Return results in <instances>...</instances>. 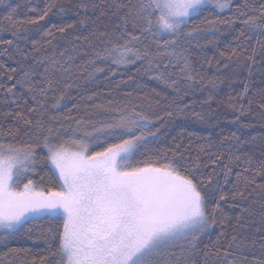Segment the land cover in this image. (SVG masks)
<instances>
[{
  "label": "snow or ice",
  "instance_id": "obj_1",
  "mask_svg": "<svg viewBox=\"0 0 264 264\" xmlns=\"http://www.w3.org/2000/svg\"><path fill=\"white\" fill-rule=\"evenodd\" d=\"M226 10L233 15L221 19ZM97 11L100 15L92 20L89 13ZM67 12L79 20L54 25L56 32L71 35L69 29L95 25L92 39L83 37L91 49L84 51L88 59L77 66L88 83L105 72L111 83L121 67L140 64L139 73L172 90L166 104L157 101L162 115L156 109L146 111L131 92L123 101L112 96L111 88L105 102L96 103L98 93L93 92L81 96L67 113L55 114L71 81L78 78L70 67L75 57H66V51L59 58L36 56L40 42L31 41L32 52L20 42L31 40V28L50 13ZM237 22V45L219 53L215 71L207 76L204 63L212 68L211 60L205 56L197 67L199 57L193 60L191 53L202 51L198 41L205 34L228 35L218 26L231 30ZM0 32L10 33L12 39L0 44L18 65L7 68L0 63V75L8 73V81H16L10 86L0 83L4 102L17 103L20 84L33 104L28 107L24 100L18 111H0V247L7 249L0 252V264H264V235L257 245L255 239L235 234L245 214L252 215L249 190L259 189L264 201V183H256L257 177L264 180V151L260 158L248 157L230 181L240 156L232 154L224 163L223 152L209 151L210 142L205 148L191 139L160 146L161 127L189 111L190 104H201V111H193L194 120L211 124L217 115L215 98L236 82L242 89L235 96L227 94V107L238 113L236 120L258 116L264 121V0H50L36 18L17 19L9 6L0 18ZM45 36L56 38L51 29ZM254 37L259 53L251 46ZM134 81L129 76L115 89ZM197 91L207 92L206 99L183 104ZM9 120L14 123L5 129L3 123ZM230 200L249 204L235 223L221 207ZM37 221L47 222L46 228L40 225L42 255L8 247L12 240L31 238L33 227L25 226ZM259 225L257 231L264 233V202ZM216 228L221 229L216 240L204 243Z\"/></svg>",
  "mask_w": 264,
  "mask_h": 264
},
{
  "label": "trees",
  "instance_id": "obj_2",
  "mask_svg": "<svg viewBox=\"0 0 264 264\" xmlns=\"http://www.w3.org/2000/svg\"><path fill=\"white\" fill-rule=\"evenodd\" d=\"M50 2V0H4V3L0 4V18H2L8 11L9 6L16 10L17 19H28L36 18L40 11L43 10L45 3ZM67 2V0H65ZM243 3L244 0H234V3ZM250 2H256V0H250ZM97 3H103V0H97ZM30 9H37V11H30ZM92 20H95L100 13L97 11L95 15L89 13ZM233 12L225 11L221 13L220 18L226 19L231 17ZM79 16L73 12H67L62 14H52L50 13L48 17L43 21H39V26L32 27L29 32L31 40L26 44L21 41L20 46L28 52H32V40L40 42L41 52L33 53L36 56H53L57 58L60 57L61 52L66 51L67 56H74L75 63L70 64V67L78 77L71 81L72 87L67 90L65 99L62 101L61 106L56 115H63L72 108L73 104L79 101L81 96H88L91 93H98V96L95 98L96 103L105 102L104 97L107 96L109 89H113L112 96L118 97L120 100L125 99V93L131 92L132 99L136 100L137 97L141 98L139 102L144 104L146 111H151L156 109L157 113L162 115L163 113L159 112L157 107V101L160 102V105L163 106L171 99L169 93L172 92L170 88H165L163 84L158 83L156 80L150 79L149 76L143 75L137 71L140 68V64L135 66H127V68L121 67L117 75L112 79V82L109 83L106 76L107 72L103 74H97V78L94 82L88 83L84 78L86 73H81L77 70V66L81 65L84 60L88 59L87 56H84V51L88 50V45L84 44L83 37H89L92 39L90 33L93 31L95 25L91 23L86 27L77 26L75 29H69L68 31L71 35L61 34L56 32L55 26H64L65 24H71L79 20ZM105 19V18H102ZM198 22V21H197ZM222 32H230L228 35H221L220 32L215 34H205L203 38L199 39V44L202 46V51L197 49L191 53L193 60H197L199 57V62L197 67L200 66V63L203 62V58L206 56L207 59L211 60L213 67L209 68L207 63H204L205 74L207 76H212L215 71V64L217 59H221L219 53L221 51L229 52L233 47L238 43L236 36L238 35V29L240 27L239 22L233 27V29H227L223 24L218 26ZM51 29L55 35V39L52 37L45 36V32ZM81 37L80 41H76L75 37ZM12 39L10 33L0 32V40H9ZM52 40L51 45L44 44L45 40ZM210 41H216L217 44L209 43ZM93 43L95 41L93 40ZM197 41H193V44ZM79 45L78 49L74 52V45ZM251 46L257 48L259 53V45L256 43V37L251 41ZM4 45L0 44V63H3L7 68L18 67L16 63L8 58V54H5ZM11 51V50H10ZM65 57V58H66ZM260 59V56L257 55V60ZM32 63L31 59L26 63L25 67H28ZM40 72H43V67L39 69ZM8 73L0 75V83L10 86L16 81H8ZM59 77V73L55 74ZM129 76H134L135 81L124 85L121 84L119 89H115V85L121 80H126ZM34 79H39L36 77ZM183 87V85H181ZM63 84H61V88ZM242 89V85L239 82H236L232 85L231 88L226 86L223 87V94L218 95L215 98L212 107L216 109L217 115L213 118L211 124L201 123L193 119V111H201V104L199 102L190 104L191 101H202L206 99L207 92L200 93L196 92L195 96L189 94L183 101V104H190V110L185 112L182 115L175 116L171 123L165 122L164 126L161 127V133L163 134L161 139L164 141L161 144V147H164L168 144L183 143L187 144L188 140L191 139L193 144L196 146L208 147L209 142L212 147L209 149L211 152L215 153H224V163L228 162V157L232 154L240 156L241 161L239 164L233 165V172L229 176L230 181H235V173L242 170V165L246 162L248 157L260 158L261 152L264 151V121H261L258 116H242L237 121L236 116L238 113H234L230 108L227 107L228 93L235 96ZM15 91L21 97L17 100V103H12L11 99L5 103V95L0 92V111H18L24 107V100H28V107H32V101L30 99V94L27 92V88L17 84ZM159 93V96L156 94ZM59 95V93H57ZM174 95V93H173ZM49 96H52V93H49ZM147 97V99H144ZM111 98V97H109ZM17 104L20 107H17ZM151 104V108H149ZM207 107L206 105L204 106ZM75 114V113H73ZM80 114H83V109H81ZM13 121H5L3 127L7 129L11 126ZM159 126V125H158ZM228 139H225V138ZM246 142V143H244ZM207 161V157H204ZM211 170V166L207 171ZM217 171H220L218 168ZM221 177L223 172H220ZM38 179V177H37ZM221 183L224 181L221 179ZM256 183H264L260 177L256 178ZM232 185H226L225 187H231ZM251 192L249 198V204L252 206V215L245 214V220L242 225L237 226L236 235L239 238L248 237L249 241L255 239L257 245L261 239V236L264 233L257 231L259 228L260 220V204L264 201H261V193L259 189L249 190ZM249 204H238L236 201H229L228 203L221 202L222 210L225 214L232 218L233 223H235V217L240 213L242 207H248ZM255 222L252 227H249V223ZM47 227L46 221H37L34 224L26 225L25 228L33 227V232L31 238L24 237L20 240H12L9 242L8 247L12 248H24L29 249L32 254H43L44 244L42 238L40 237L41 228L40 225ZM220 228H216L211 232L210 236L204 237V243H212L216 240ZM228 231L231 233L232 229L229 228ZM203 247V244L201 245ZM6 248L0 247V252L6 251ZM30 259V257H29Z\"/></svg>",
  "mask_w": 264,
  "mask_h": 264
}]
</instances>
